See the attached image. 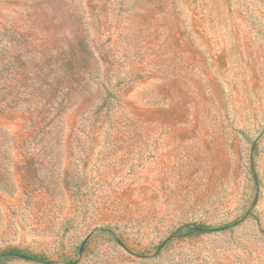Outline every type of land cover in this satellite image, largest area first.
<instances>
[{
	"label": "rangeland",
	"instance_id": "1",
	"mask_svg": "<svg viewBox=\"0 0 264 264\" xmlns=\"http://www.w3.org/2000/svg\"><path fill=\"white\" fill-rule=\"evenodd\" d=\"M0 264H264V0H0Z\"/></svg>",
	"mask_w": 264,
	"mask_h": 264
},
{
	"label": "trees",
	"instance_id": "2",
	"mask_svg": "<svg viewBox=\"0 0 264 264\" xmlns=\"http://www.w3.org/2000/svg\"><path fill=\"white\" fill-rule=\"evenodd\" d=\"M12 255H14V256H25L23 253H20L19 251L16 253L12 252Z\"/></svg>",
	"mask_w": 264,
	"mask_h": 264
}]
</instances>
